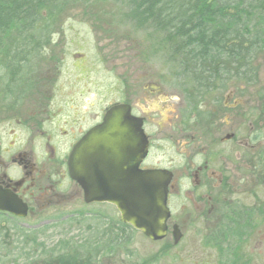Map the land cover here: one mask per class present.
<instances>
[{
  "label": "flooded vegetation",
  "instance_id": "obj_1",
  "mask_svg": "<svg viewBox=\"0 0 264 264\" xmlns=\"http://www.w3.org/2000/svg\"><path fill=\"white\" fill-rule=\"evenodd\" d=\"M33 21L30 34L0 36V203L25 210L22 217L0 209V217H100L96 207L108 203L86 202L87 186L69 177L68 158L80 140L104 132L108 111L123 104L146 140L136 158L126 149V164L170 173L165 235L149 239L162 242L157 254L174 250L179 264H198L191 257L195 245L213 247L215 237L224 245L230 224L246 228L252 212L239 197L264 186L261 136L255 129H236L238 122L229 114L236 104L228 105L222 97L226 83L206 88L191 84V90L170 68L116 64L102 68L106 82L97 81L102 52L92 57L53 50L48 32L53 18L42 11ZM206 95L212 104L209 114L195 116L192 110ZM131 127L132 122L123 124L128 134ZM109 217L114 219L109 228L119 225ZM241 235L239 257L231 262L247 264L254 259L245 258L246 233Z\"/></svg>",
  "mask_w": 264,
  "mask_h": 264
},
{
  "label": "rangeland",
  "instance_id": "obj_2",
  "mask_svg": "<svg viewBox=\"0 0 264 264\" xmlns=\"http://www.w3.org/2000/svg\"><path fill=\"white\" fill-rule=\"evenodd\" d=\"M63 3L59 2L51 12L46 10L48 16L53 18L48 27L49 34L53 36L52 49L77 50L92 57L102 52L105 57L100 64V77H97V81L106 82L107 75L102 68L115 64L160 66L174 70L163 48L158 47L160 34L150 29L135 28L129 21L127 6L121 0H66ZM251 64L249 79L242 80L236 76L230 78L222 90V97L227 99L228 105L236 104L229 114L237 120V130L245 133L249 129L259 131L260 163L264 170V51L257 50ZM186 81L192 90L194 82L189 78ZM210 100L206 95L204 103L194 107L192 112L195 116L209 114L207 107L212 105ZM249 116L258 117V120L255 123L249 122ZM250 143L253 144V141ZM262 170L261 178L264 179ZM239 203L252 212L249 227L241 228L246 233V248L242 252L245 258L254 259L247 264H264V186L251 187L246 194L240 195ZM77 208L78 205L75 206ZM96 208L102 215L87 217L85 221L77 216L63 218L56 214L53 218L41 219L0 217V264H42L50 261L47 260L48 255L67 253L68 249L75 247L91 252V256L96 259L93 264H179L174 258V250H164L157 254V248L162 242H151L139 231L129 227L117 225L109 228L110 220H114L109 216L118 220L113 206L102 203ZM241 230L236 229L227 236L230 248L242 241V235H239ZM241 247L238 246V249ZM231 256L226 248L220 253L215 246L205 248L202 245H195L191 255L198 264L206 261L209 264H227V258Z\"/></svg>",
  "mask_w": 264,
  "mask_h": 264
},
{
  "label": "trees",
  "instance_id": "obj_3",
  "mask_svg": "<svg viewBox=\"0 0 264 264\" xmlns=\"http://www.w3.org/2000/svg\"><path fill=\"white\" fill-rule=\"evenodd\" d=\"M59 2L66 0H0V36L8 39L17 33H32L33 20L42 11L54 10ZM121 2L126 4L129 21L135 28L160 34L158 47L163 48L175 67L171 75H179L181 82L189 78L206 88L217 82L226 83L234 76L248 80L251 59L257 50L264 51V0ZM230 227L233 229L224 233L226 238L243 225L235 222ZM242 232L239 231L240 236ZM213 244L220 253L223 248L228 249L232 256L227 258V264H236L230 260L237 261L239 243L230 248L228 241L223 245L215 237ZM90 256L91 252L75 247L67 253L48 255L50 261L42 264H93L96 259Z\"/></svg>",
  "mask_w": 264,
  "mask_h": 264
},
{
  "label": "water",
  "instance_id": "obj_4",
  "mask_svg": "<svg viewBox=\"0 0 264 264\" xmlns=\"http://www.w3.org/2000/svg\"><path fill=\"white\" fill-rule=\"evenodd\" d=\"M128 121L133 123L129 134L123 128ZM137 124L128 106H113L106 115V130L96 136L87 135L73 147L68 174L76 183L87 186L86 202L114 205L122 223L151 240H159L164 237L168 217L166 195L170 173L160 169L139 170L136 163L126 164L123 153L127 148L136 158L146 146ZM0 209L25 215V210L20 212L4 203H0Z\"/></svg>",
  "mask_w": 264,
  "mask_h": 264
}]
</instances>
